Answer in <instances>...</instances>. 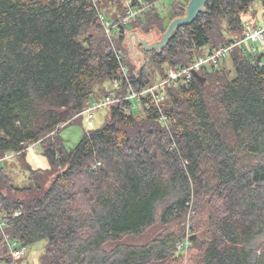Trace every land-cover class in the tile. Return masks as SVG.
I'll return each mask as SVG.
<instances>
[{
	"label": "trees",
	"instance_id": "trees-1",
	"mask_svg": "<svg viewBox=\"0 0 264 264\" xmlns=\"http://www.w3.org/2000/svg\"><path fill=\"white\" fill-rule=\"evenodd\" d=\"M126 1L139 6L0 0V159L15 153L26 162L24 149L38 142L49 164L26 162L29 184L19 188L0 163V263L22 259L12 258L4 235L20 247L45 239L39 264H160L179 259L177 245L193 232L194 264H264V48L251 47L248 57L244 42L235 46L232 74L224 60L158 87L167 126L148 94L109 104L100 128L64 146L61 127L88 103L139 92L166 79L168 68L243 38V15L256 0H208L160 52L139 45L140 68L125 33L166 29L188 0L173 1L166 17L158 0H144L151 7L123 23ZM152 228L146 242L124 241Z\"/></svg>",
	"mask_w": 264,
	"mask_h": 264
},
{
	"label": "rangeland",
	"instance_id": "rangeland-1",
	"mask_svg": "<svg viewBox=\"0 0 264 264\" xmlns=\"http://www.w3.org/2000/svg\"><path fill=\"white\" fill-rule=\"evenodd\" d=\"M173 1L175 0H160L155 2V4H157V6H159V9L162 11V15L164 17L168 15L169 6L171 3H173ZM148 4H149L148 5L149 8L153 4V2H149ZM263 9L264 7L261 1L259 0L254 1L250 6V11L243 15L244 25L248 24L254 27L260 26L264 28V16H262ZM106 11L110 13L114 12L113 8ZM100 17L102 16L100 15ZM169 22L164 21L166 28ZM165 30L166 29L164 30L153 29L148 33H144L141 32L139 29H133V30H128L125 33V40L123 41V44L124 47L127 48L128 54L132 60V64H135V67L140 68L145 63L143 58L144 52L142 48L141 49L139 48L140 44L138 45L136 43L135 35L138 40H145L147 41V44H152L161 41ZM133 32H135V34ZM263 42H264V38H263ZM129 43L132 44V49L129 46ZM252 46L255 47V50L252 48V50H254L253 53H257V54L262 52L264 48L260 41L247 40L244 43L245 53L247 55L249 52H251L249 49H251ZM207 49H208L207 46L203 47V51H206ZM224 62H225L224 65L226 66V68H229L231 70V74H232L233 69L231 66L230 59L227 57ZM109 85H110L109 82L105 83V86H109ZM137 111L138 110L136 109L134 112L137 113ZM78 115L79 117H77L72 123L64 127H61L59 131V136L63 140V144L66 148H72L80 140L83 133L91 129L87 126V122L84 121V116L81 115L80 113ZM78 115H75V117ZM108 116H109L108 105H105L104 107L94 111L93 119H92V123H93L92 129L100 128L104 124V122L108 119ZM24 151H25V160L31 168L41 169V170L48 168L49 164L47 158L42 154L41 146L39 145L38 142L29 143L24 149ZM26 162L21 163L19 157L16 156L15 153H6L0 159L1 166L4 168L5 171L8 172L11 181L19 188H22L23 186L29 184L30 170L28 168H24L27 165ZM48 183L49 181H46L45 187L48 185ZM26 195H27L26 191H22L19 193L20 197H26ZM186 228H187V233L188 231L190 232L193 231L192 218L186 221ZM157 230L158 228H152L138 237L127 236L124 239V241H128L130 243H143L149 240L150 238H152V236L156 233ZM192 234L193 232L188 233V237ZM188 237L186 238L188 241V247H186L184 250L181 251L182 254L179 259L167 261L160 264H194L195 261L199 258L200 254H199V250L193 246V241L190 240V238ZM45 245H46L45 239H40L30 245H27L25 247V253L22 256L20 264H39L40 256L44 252ZM0 264H6V263L1 262Z\"/></svg>",
	"mask_w": 264,
	"mask_h": 264
},
{
	"label": "built area",
	"instance_id": "built-area-1",
	"mask_svg": "<svg viewBox=\"0 0 264 264\" xmlns=\"http://www.w3.org/2000/svg\"><path fill=\"white\" fill-rule=\"evenodd\" d=\"M148 3L149 1L139 0V6L136 8V7H132L131 4L126 1L127 12L125 16L121 19L122 22L127 23L131 19H134L139 12L145 11L148 8L149 5ZM103 23H104L105 32L109 34L110 29L112 27L111 23L109 21H103ZM244 33H245L244 37L241 38L240 40L231 42L227 45L220 46L218 48H214L211 51H208L205 55L197 57V59L188 66L168 68L166 79L160 80L159 82H157L152 86L146 87L139 92L130 91L126 96H116L115 91H110L104 98L88 103L84 107V109L79 113L84 116V121L87 122V126L92 129L93 113L97 109H100L105 105L119 102L124 99L136 100V99H140V97H145L148 94H150L153 98L154 103L159 108V112H160L158 117L159 122L162 125L167 126V116L164 113H162L159 105L160 102L164 99V93H156L155 90L158 87L165 85L166 83H170V82L172 83L179 79H184L187 81L191 79L194 73L200 71L202 67H204L205 65H211L213 68H218L220 63L230 55V53L233 51L235 46L241 45L243 42L247 40L260 41L261 44L264 45L263 27L260 26L254 27L247 24L244 26ZM252 48L255 50L254 46H252ZM15 214H18V212H16ZM0 224H3L1 220H0ZM4 244L8 248V251L13 259H18L22 257L25 253V247H20L16 245L14 241L8 240V237L6 235H4ZM186 247H188L187 239H184L183 242L177 245V249L180 251L184 250Z\"/></svg>",
	"mask_w": 264,
	"mask_h": 264
},
{
	"label": "water",
	"instance_id": "water-1",
	"mask_svg": "<svg viewBox=\"0 0 264 264\" xmlns=\"http://www.w3.org/2000/svg\"><path fill=\"white\" fill-rule=\"evenodd\" d=\"M208 0H188L187 5L185 7L184 16L176 17L171 20L163 33L162 39L158 43L147 44L145 40H138L135 35L136 43L142 45L145 50L156 49L157 52H160L161 49L166 45L168 40L173 36L174 32L179 26L187 25L195 19L196 15L200 11L205 10V3ZM135 34V32H133ZM129 46L132 49V44L129 43ZM132 52V51H131Z\"/></svg>",
	"mask_w": 264,
	"mask_h": 264
},
{
	"label": "crops",
	"instance_id": "crops-1",
	"mask_svg": "<svg viewBox=\"0 0 264 264\" xmlns=\"http://www.w3.org/2000/svg\"><path fill=\"white\" fill-rule=\"evenodd\" d=\"M245 43V42H244Z\"/></svg>",
	"mask_w": 264,
	"mask_h": 264
}]
</instances>
